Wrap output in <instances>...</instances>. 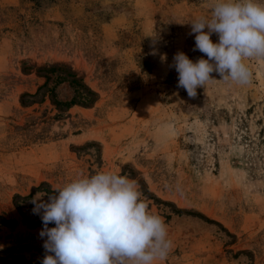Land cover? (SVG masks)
<instances>
[{"label":"rangeland","instance_id":"rangeland-1","mask_svg":"<svg viewBox=\"0 0 264 264\" xmlns=\"http://www.w3.org/2000/svg\"><path fill=\"white\" fill-rule=\"evenodd\" d=\"M211 2L0 0V264L50 254L38 191L101 171L165 221L157 264H264V60L195 98L171 67L207 59L187 22Z\"/></svg>","mask_w":264,"mask_h":264},{"label":"clouds","instance_id":"clouds-1","mask_svg":"<svg viewBox=\"0 0 264 264\" xmlns=\"http://www.w3.org/2000/svg\"><path fill=\"white\" fill-rule=\"evenodd\" d=\"M209 8L210 17L187 22L195 34L193 50L207 59L193 62L177 52L171 65L178 73L177 87L191 98L198 87L217 80L213 72L219 80L250 85L252 72L245 61L264 60V4L212 0ZM30 202L43 224V248L50 253L41 264H157L172 248L165 221L149 212L138 185L126 176L97 172L51 193L38 191Z\"/></svg>","mask_w":264,"mask_h":264},{"label":"trees","instance_id":"trees-1","mask_svg":"<svg viewBox=\"0 0 264 264\" xmlns=\"http://www.w3.org/2000/svg\"><path fill=\"white\" fill-rule=\"evenodd\" d=\"M86 95H88L89 96V98L88 99H90V97L92 96V95H94V93L93 92H87V94ZM178 212H181V210H179Z\"/></svg>","mask_w":264,"mask_h":264}]
</instances>
